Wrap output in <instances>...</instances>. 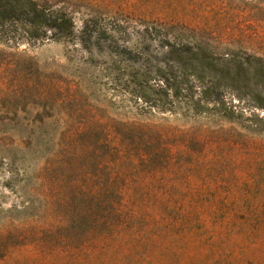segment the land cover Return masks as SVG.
<instances>
[{
    "label": "trees",
    "instance_id": "16d2710c",
    "mask_svg": "<svg viewBox=\"0 0 264 264\" xmlns=\"http://www.w3.org/2000/svg\"><path fill=\"white\" fill-rule=\"evenodd\" d=\"M53 1L0 0V43L18 47L75 39L73 18ZM92 21L84 25L79 42L88 52L105 47L121 72L131 76L128 93L138 100V116L169 113L202 121L182 126L149 117L118 121L116 134L103 137L105 169L111 173L109 164L114 165L113 159L117 163L112 178L84 187L72 184L65 203L68 215L72 211L90 228L93 240L87 248L64 249L70 246L69 216L60 217L59 229L38 232L24 230L30 222L19 221L13 235L29 241L28 247H35L31 236H37L44 245L42 258L12 260L4 254L0 264H264V130L254 122L264 118L234 109L220 87L224 82L243 91L253 80L264 82L261 57L217 56L168 40L154 54L151 46L131 48L111 37L114 28ZM133 150L138 156L129 157ZM179 151L196 168L200 183L180 180L184 182L175 184L176 195L170 198L126 197L131 181L122 179L120 163L141 172V165L157 161L158 168ZM163 152L170 154L167 159H156ZM73 154L75 159L82 151ZM48 237L60 243L47 248ZM55 247L62 255L51 254Z\"/></svg>",
    "mask_w": 264,
    "mask_h": 264
},
{
    "label": "rangeland",
    "instance_id": "374dc122",
    "mask_svg": "<svg viewBox=\"0 0 264 264\" xmlns=\"http://www.w3.org/2000/svg\"><path fill=\"white\" fill-rule=\"evenodd\" d=\"M53 4L73 18L75 39L18 47L0 43V256L7 254L12 260L42 258L39 251L44 245L37 236H31L35 247H28L29 241L13 235V225L19 221L30 222L24 230L38 232L59 229L60 217L69 216L70 246L64 249L87 248L93 240L90 228L72 211L68 215L65 203L72 184L84 187L112 178L117 163L113 159L114 165L109 164L111 173L105 169L103 137L116 134L118 121L149 117L176 126L202 121L169 113L138 116V100L128 93L131 76L121 72L118 60L105 47L88 52L79 42L86 23L95 20L101 27L114 28L109 30L111 37L134 49L149 45L154 54L156 49L162 51L159 45L165 40L181 41L217 56L255 54L264 63V0H54ZM220 87L234 109L264 118L262 80H253L243 91L224 82ZM254 120L264 130V122ZM81 151L73 159V153ZM137 152L128 156H138ZM169 155L158 153L156 159ZM172 156L158 168L157 161L141 165V172L120 163L122 179L131 181L126 197L170 198L176 195L175 184L201 182L194 165L184 162L186 155L179 151ZM56 240L44 239L45 247L54 249ZM55 249L52 255H62Z\"/></svg>",
    "mask_w": 264,
    "mask_h": 264
}]
</instances>
